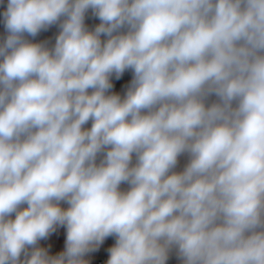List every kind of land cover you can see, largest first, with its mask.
Returning a JSON list of instances; mask_svg holds the SVG:
<instances>
[{
	"label": "clouds",
	"instance_id": "clouds-1",
	"mask_svg": "<svg viewBox=\"0 0 264 264\" xmlns=\"http://www.w3.org/2000/svg\"><path fill=\"white\" fill-rule=\"evenodd\" d=\"M2 15L0 264H89L108 237L107 264H264V0H7ZM53 25L51 46L26 38ZM61 227L51 255L40 241Z\"/></svg>",
	"mask_w": 264,
	"mask_h": 264
},
{
	"label": "built area",
	"instance_id": "built-area-1",
	"mask_svg": "<svg viewBox=\"0 0 264 264\" xmlns=\"http://www.w3.org/2000/svg\"><path fill=\"white\" fill-rule=\"evenodd\" d=\"M126 88L114 86L113 91L120 93L123 95ZM86 128L91 127V122H89L87 125H85ZM102 157H98L97 163H99V160ZM187 162V156H181L179 160V164L177 166V171H180L183 169V166ZM121 190H127V184L121 185ZM27 205H23L22 207H26ZM61 206L64 208H67L68 205L66 203H61ZM115 244V238L114 237H108L106 240L99 246V248L91 253H88L87 261L89 264H107V260L109 258V252L108 249L111 248ZM50 253V252H49ZM51 255H56L55 253H50ZM167 264H181L180 260L177 258L175 250H173L170 253L169 260L167 261Z\"/></svg>",
	"mask_w": 264,
	"mask_h": 264
},
{
	"label": "rangeland",
	"instance_id": "rangeland-1",
	"mask_svg": "<svg viewBox=\"0 0 264 264\" xmlns=\"http://www.w3.org/2000/svg\"><path fill=\"white\" fill-rule=\"evenodd\" d=\"M6 4H7V0H3V3H0V22L1 21L3 22V15L2 14H3V11L6 8ZM88 12L92 13V11H88ZM86 16H87V14H86ZM89 19H90V17H85L86 26L91 25V23H92V22H88ZM58 32H59L58 25H53L47 31H41L36 37L26 36V38L28 40H30L31 42H33V43L44 42V41H49V40H46V39H48V36L50 37L52 35L58 34ZM6 36H7V32H6L4 24H2V25H0V42H3V40L6 38ZM42 37H45L44 38L45 40H41ZM48 43H49V46L54 44L53 42H48ZM131 79H132L131 71H127L121 77L120 80H115V78H113V85L114 86L126 87V85L131 81ZM133 163H135V156L133 157ZM127 189H128V185H127ZM39 246L45 247V248H47L49 250L50 253H53V252H51L50 248L48 247L49 246L48 242L46 243V241L42 240V241H40V245Z\"/></svg>",
	"mask_w": 264,
	"mask_h": 264
},
{
	"label": "crops",
	"instance_id": "crops-1",
	"mask_svg": "<svg viewBox=\"0 0 264 264\" xmlns=\"http://www.w3.org/2000/svg\"><path fill=\"white\" fill-rule=\"evenodd\" d=\"M90 11V10H89ZM4 24L2 21L0 22V25ZM65 240H66V229L61 227L58 228L56 232H54L46 241V243H49V248L51 252L58 254L59 252H62L65 247ZM88 254L84 257L85 260H87Z\"/></svg>",
	"mask_w": 264,
	"mask_h": 264
},
{
	"label": "trees",
	"instance_id": "trees-1",
	"mask_svg": "<svg viewBox=\"0 0 264 264\" xmlns=\"http://www.w3.org/2000/svg\"><path fill=\"white\" fill-rule=\"evenodd\" d=\"M86 17H90V19L88 20V22H92L91 25H88L87 26L90 30L93 29L96 25H98L100 23L99 19L97 17L93 16V14L91 12L90 13L88 12ZM85 22H86V20H85ZM56 35L57 34L52 35L50 37L48 36V39H46V40H49V41H47V42H53L54 43L55 42V36ZM44 38L45 37H42L41 40H45ZM118 87H121V86H118ZM123 88H126V87H123Z\"/></svg>",
	"mask_w": 264,
	"mask_h": 264
}]
</instances>
